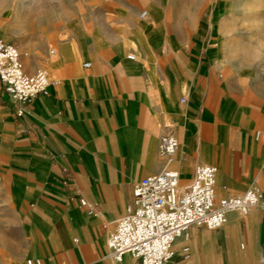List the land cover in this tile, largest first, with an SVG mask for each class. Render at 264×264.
Returning <instances> with one entry per match:
<instances>
[{
  "label": "crops",
  "instance_id": "0c3cea01",
  "mask_svg": "<svg viewBox=\"0 0 264 264\" xmlns=\"http://www.w3.org/2000/svg\"><path fill=\"white\" fill-rule=\"evenodd\" d=\"M138 1L21 52L24 71L51 82L21 118L0 83V264H140L109 259L107 237L134 210L133 184L165 169L184 188L214 166L216 200L264 197V84L230 81L200 7L185 21L171 0ZM165 135L178 140L170 158ZM172 251L170 264H264V207L189 227Z\"/></svg>",
  "mask_w": 264,
  "mask_h": 264
},
{
  "label": "built area",
  "instance_id": "2783aa9c",
  "mask_svg": "<svg viewBox=\"0 0 264 264\" xmlns=\"http://www.w3.org/2000/svg\"><path fill=\"white\" fill-rule=\"evenodd\" d=\"M145 16L143 11L140 17ZM88 66V63L84 64V67ZM0 83L17 104V118L24 115V107L35 97L47 94L51 85L45 70L37 69L31 74L25 72L21 53L12 43L2 39ZM177 148L178 140L174 136L161 137V155L170 158ZM216 173L214 166L197 165L191 182L184 188L179 185L177 171L172 169L135 182L132 188L134 210L114 222L107 237V257L119 263L128 253L140 264H170L174 241L189 227L217 230L225 224L228 211L246 214L264 207V197L254 189L216 200ZM79 201L87 208L88 214H92L91 205L84 199ZM26 264L32 262L29 260ZM33 264H39V261Z\"/></svg>",
  "mask_w": 264,
  "mask_h": 264
},
{
  "label": "rangeland",
  "instance_id": "374dc122",
  "mask_svg": "<svg viewBox=\"0 0 264 264\" xmlns=\"http://www.w3.org/2000/svg\"><path fill=\"white\" fill-rule=\"evenodd\" d=\"M185 6V21L201 9V21L211 33L213 50H221L222 64L232 81L233 73L253 84H264V0H171ZM138 0H0L1 38L20 42L21 52L47 43L49 49L80 21L88 31L91 18L112 16L116 6ZM147 9L143 4L140 11ZM139 11V12H140ZM203 27H205L203 25ZM23 54V55H22ZM22 58L26 53H22Z\"/></svg>",
  "mask_w": 264,
  "mask_h": 264
}]
</instances>
